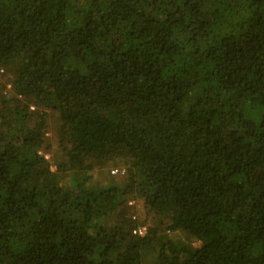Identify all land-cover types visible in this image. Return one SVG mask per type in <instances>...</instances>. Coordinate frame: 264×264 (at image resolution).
Instances as JSON below:
<instances>
[{
	"label": "trees",
	"instance_id": "1",
	"mask_svg": "<svg viewBox=\"0 0 264 264\" xmlns=\"http://www.w3.org/2000/svg\"><path fill=\"white\" fill-rule=\"evenodd\" d=\"M0 264H264V0H0Z\"/></svg>",
	"mask_w": 264,
	"mask_h": 264
},
{
	"label": "built area",
	"instance_id": "2",
	"mask_svg": "<svg viewBox=\"0 0 264 264\" xmlns=\"http://www.w3.org/2000/svg\"><path fill=\"white\" fill-rule=\"evenodd\" d=\"M112 172H113V173H117L118 171H117V170H113ZM145 231H146V228H145V227H139V228H137V229L134 231V233H135V234H139V235H143V234L145 233Z\"/></svg>",
	"mask_w": 264,
	"mask_h": 264
}]
</instances>
